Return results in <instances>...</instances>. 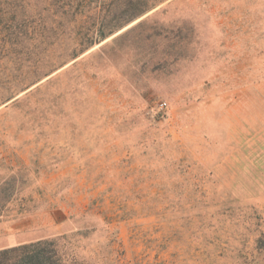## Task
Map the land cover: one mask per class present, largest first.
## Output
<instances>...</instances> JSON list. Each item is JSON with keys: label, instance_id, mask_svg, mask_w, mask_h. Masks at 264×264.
Masks as SVG:
<instances>
[{"label": "rangeland", "instance_id": "rangeland-1", "mask_svg": "<svg viewBox=\"0 0 264 264\" xmlns=\"http://www.w3.org/2000/svg\"><path fill=\"white\" fill-rule=\"evenodd\" d=\"M65 218L8 264H264V0H0V222Z\"/></svg>", "mask_w": 264, "mask_h": 264}, {"label": "crops", "instance_id": "crops-1", "mask_svg": "<svg viewBox=\"0 0 264 264\" xmlns=\"http://www.w3.org/2000/svg\"><path fill=\"white\" fill-rule=\"evenodd\" d=\"M72 227V222L67 218L61 221L43 222L40 225L36 219H29V223L23 226L17 223V220L0 222V250L34 242Z\"/></svg>", "mask_w": 264, "mask_h": 264}, {"label": "trees", "instance_id": "trees-1", "mask_svg": "<svg viewBox=\"0 0 264 264\" xmlns=\"http://www.w3.org/2000/svg\"><path fill=\"white\" fill-rule=\"evenodd\" d=\"M20 250L21 248H16V247L2 250V252H0V264H8L10 260L18 258L19 256L17 255V252ZM27 263L29 264V262Z\"/></svg>", "mask_w": 264, "mask_h": 264}, {"label": "built area", "instance_id": "built-area-1", "mask_svg": "<svg viewBox=\"0 0 264 264\" xmlns=\"http://www.w3.org/2000/svg\"><path fill=\"white\" fill-rule=\"evenodd\" d=\"M165 106H166V103L165 102L161 104V107L162 108H164Z\"/></svg>", "mask_w": 264, "mask_h": 264}]
</instances>
